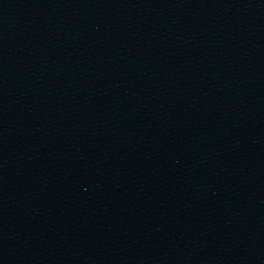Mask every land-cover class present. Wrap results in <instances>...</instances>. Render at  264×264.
Wrapping results in <instances>:
<instances>
[{
	"label": "water",
	"instance_id": "obj_1",
	"mask_svg": "<svg viewBox=\"0 0 264 264\" xmlns=\"http://www.w3.org/2000/svg\"><path fill=\"white\" fill-rule=\"evenodd\" d=\"M0 264H264V0H0Z\"/></svg>",
	"mask_w": 264,
	"mask_h": 264
}]
</instances>
